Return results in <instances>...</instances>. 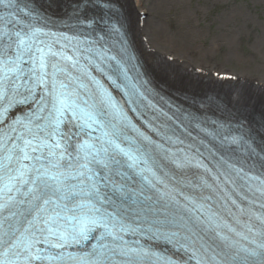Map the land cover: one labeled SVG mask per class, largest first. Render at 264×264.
Returning <instances> with one entry per match:
<instances>
[{
  "label": "snow or ice",
  "instance_id": "1",
  "mask_svg": "<svg viewBox=\"0 0 264 264\" xmlns=\"http://www.w3.org/2000/svg\"><path fill=\"white\" fill-rule=\"evenodd\" d=\"M50 35L0 27V264H151L129 236L165 239L183 264H264V179L190 158L163 110L141 131L92 75L120 88L102 66L116 57Z\"/></svg>",
  "mask_w": 264,
  "mask_h": 264
},
{
  "label": "bare ground",
  "instance_id": "2",
  "mask_svg": "<svg viewBox=\"0 0 264 264\" xmlns=\"http://www.w3.org/2000/svg\"><path fill=\"white\" fill-rule=\"evenodd\" d=\"M240 1L115 2L130 16V37L157 84L175 94L187 89L195 91L193 98L199 97L206 109L203 113L212 115L219 102L229 108L222 97L228 102L232 99L231 91L223 86L228 82L220 83L214 75L229 74L240 90V105L254 102L264 114V20L254 6L264 4V0ZM59 3L60 0H50V5ZM208 89L218 91L222 97Z\"/></svg>",
  "mask_w": 264,
  "mask_h": 264
},
{
  "label": "rangeland",
  "instance_id": "3",
  "mask_svg": "<svg viewBox=\"0 0 264 264\" xmlns=\"http://www.w3.org/2000/svg\"><path fill=\"white\" fill-rule=\"evenodd\" d=\"M237 1V0H236ZM239 1V0H238ZM245 1V3H246V0H244ZM240 2V1H239ZM249 5H252L251 3L249 4ZM141 11H143L144 13L145 12H147L146 10H143V9H140ZM251 10H255V9H251ZM218 11V9L217 10H215V11H213V12H211V14L212 15H214L216 12ZM258 14H259V12H258ZM261 17H263L262 15H261ZM261 19V18H260ZM240 20H238V22H239ZM242 46H243V51L246 53V50H244V49H246L247 47H246V45L243 43L242 44ZM232 66H233V64H231Z\"/></svg>",
  "mask_w": 264,
  "mask_h": 264
}]
</instances>
